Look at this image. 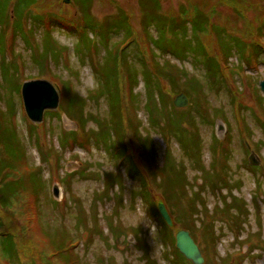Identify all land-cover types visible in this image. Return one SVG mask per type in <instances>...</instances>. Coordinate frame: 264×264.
Masks as SVG:
<instances>
[{"label": "rangeland", "instance_id": "obj_1", "mask_svg": "<svg viewBox=\"0 0 264 264\" xmlns=\"http://www.w3.org/2000/svg\"><path fill=\"white\" fill-rule=\"evenodd\" d=\"M146 1L152 5V0ZM140 2L91 0L88 12L93 20L101 23L110 17L126 16L133 38L130 36L129 40L123 41L122 33H111L103 42L101 38H94L96 33L92 31L93 35L89 33L88 37L96 39L97 51L91 53L90 58L84 47L78 52L74 50L77 35L57 26L52 30V41L65 48V54L57 62L50 59L48 67L42 69L33 64L30 57L33 45L37 50L43 49L41 29L33 32L31 47L19 36L12 40L13 44L9 43L7 34L2 44L0 38V137L2 131H14L23 149L24 165L39 166L41 180L36 197L24 193L11 211H0L4 229L10 232L16 246L18 263L45 264L47 257L51 264H61L52 256L50 243V240L54 241L55 232L60 230L73 237L69 243L81 261L77 264H175L173 238L176 231L184 228L182 224H187L197 233L195 241L207 264H264V170L247 163L250 150L245 147L246 142L264 166V128L261 126V120L264 122V95L258 88V81L264 79V0H158L163 18L177 17L182 11L187 17L193 11L208 17L215 33L203 34L199 40L204 47L203 55L214 59L222 72L213 86L207 79L208 68L203 59L197 63L188 56L179 61L159 49L155 50L156 53L151 52L158 66L175 67L185 74L183 78H177L178 89L192 87L186 80L195 81L201 89L197 97L189 99L186 107L170 108L175 94L169 92L164 81H159V88L168 92L164 96L152 90L153 99L159 100L155 108L159 115L149 111L143 87L146 77L142 75L143 71H156L154 63L153 66L148 62L151 59L148 38H156L157 33L151 28L145 31L148 36L144 34L141 26L144 5L142 7ZM76 5L72 0L68 3L41 0L34 10L40 15L51 12L66 18L67 22L76 23L82 19L81 8ZM187 37H190L189 33ZM226 38L240 41L243 56ZM122 41V56L137 80L132 85L136 93L134 106L127 102L124 69L122 83L117 84L121 99V128L125 127L123 124L127 118L138 132L136 136L131 130L123 129L121 135L126 137L130 147L125 139L121 143L122 136H115L109 143L90 140L92 132L112 126L113 117L118 120L119 103L110 113L112 100L102 89L98 90L103 86L94 76L93 69L95 65L105 63L114 43ZM218 41L229 47L222 52ZM252 47L260 51L256 56L251 54ZM4 64H7L6 69H3ZM45 69L48 70L43 73ZM117 75L120 76L116 71ZM38 78L57 85L67 83L70 90L84 99L82 114L85 129L89 132L87 138L80 133L79 125L61 113L51 114L47 110L40 124H34L26 117L20 85L24 80ZM108 84L107 90L114 91V83L109 80ZM8 106L11 107L10 113ZM58 111L62 112L59 107ZM148 114L158 116L159 122H167L170 118L168 127L171 129L166 136L158 126L148 124ZM189 124L192 128L188 127ZM185 129L195 132L187 133ZM71 130L77 134L63 140V131ZM216 138L221 139L219 149H216ZM39 141L42 152L48 149L57 151V159H43ZM5 143L9 142L5 139ZM142 143H146V149L157 165L170 164L178 174L182 171V178H179L183 180L185 192L195 198L189 212L186 199L178 204L179 196L174 195L176 201L170 207L166 206L173 233L164 225L162 231L167 234L164 238L157 232L158 224L151 213L153 210H150L151 202L152 207L154 202L164 203L156 191L157 183L151 181L149 173L153 170L146 169V166H153L152 162L144 163L140 158ZM119 146L123 149L121 155L115 150ZM11 147L9 143V152ZM218 159L223 162V179ZM22 171L25 173V168ZM138 175L151 188L150 204L142 193V180ZM216 177L220 181H215ZM55 182L63 191V198L58 203L52 197ZM141 207L147 209L148 219L139 223L137 214ZM225 213L227 215H221ZM228 215L237 218L231 220ZM160 225L159 222V228ZM208 225L214 237L212 242L201 241L200 234L207 233ZM0 264L17 262L15 258L7 260L0 255Z\"/></svg>", "mask_w": 264, "mask_h": 264}, {"label": "trees", "instance_id": "obj_2", "mask_svg": "<svg viewBox=\"0 0 264 264\" xmlns=\"http://www.w3.org/2000/svg\"><path fill=\"white\" fill-rule=\"evenodd\" d=\"M41 0H0V38H1V44L3 42L4 35L7 34L9 43L12 42L13 39L16 37H21L26 44H28L29 47H31V44L33 41L31 40V36L34 33H37L39 29H41V39L43 44L42 50H37L35 45H33V48L31 47L30 57L33 62L38 68H46L48 67V61L52 59L53 62H57L58 58H63V55L65 54V48H62L60 46H57L54 40L52 41L51 33L55 26L60 27L66 31L69 30L70 33L77 35V41L73 45L74 50L78 52L81 51V47H84L83 50L88 51V57L90 58L91 53H95L97 50L95 45L94 38H101L103 42H106L107 38L109 37V34H123V41L129 40V37L133 35L130 31L129 27V20L126 16H119L117 19L114 17H110L108 19L102 20L101 23H97V21L93 20V18L90 16L89 7L91 0H72V3L79 5L81 8V14L82 19L76 23L74 22H67L66 18L62 16L55 15L51 12H48L46 14H37L35 12V7L38 6L39 2ZM140 4H142L143 9H141L142 18H141V26L144 34L146 36L149 29L154 28V30L157 33V37L154 39L148 38L149 40V48L148 51L151 55L150 61L146 59L150 64L153 65L154 63V69L156 71H153V73H150L148 71H143L142 75L146 78H144V91L147 93V102H149V111L153 113L155 112V108L158 103L157 100L153 99L152 90H154L158 94H163L164 96L167 95L168 92H163L159 88V81H164L169 89V92L174 95L177 93H183L187 96L188 99H193L192 97H197L201 93V89L199 85H196L195 81L193 80H186V82H190L192 87L190 85L189 89L182 90L177 88V78H183V75H185L181 69H177L175 67H170L166 65L158 66L157 63L154 61L152 56L154 57V54H151V52L156 53L155 50H161L162 53H167L168 55L174 57L175 59L179 61H184L188 58V56H191L197 63H201V59H203V62H205L208 70L206 73L207 79L209 81V84L215 85L217 80L216 78L220 76L219 66L214 61V59H209L206 57V55H203L204 47L200 43V36L203 34H207L208 32H214V26L210 24L208 17H204L201 14L197 13L196 11L192 12V15L190 17H187V13L181 12L178 14L177 17H170V18H163L161 16V13L159 12L158 8V0H152V5L150 6L146 0H141ZM76 5V6H77ZM94 31L96 34L93 35ZM91 33L93 35V39L88 37V34ZM129 33V34H128ZM189 33L190 37H187V34ZM217 37H220L219 35ZM105 40V41H104ZM220 40H222L220 38ZM219 40V41H220ZM227 42L230 43L232 46H234L238 53L243 56L244 49H242V46L240 44V41L236 39L226 38ZM120 43H114L112 45V53L108 52L107 59L105 60V63H102L103 65L96 66L93 69L94 76L97 77L99 80L101 86L99 89H102L105 94H108V99L112 100L111 106H110V113H113V108L116 105V103H119V106L117 107V115L118 120L113 117V125L108 127H100L99 130H95L92 132V137L90 140L96 141V142H107L109 143L112 139L114 140V137L120 138L122 136L123 129L131 130V133L134 135H138L137 129L134 127V125H131L130 119L125 118L124 120V126L123 129L121 128V122L119 121V110H120V104L121 99L119 96V90L117 88L118 82L122 83V69L125 71L124 78L126 79V84L128 87V94H127V102L130 106L135 105V98L136 93L133 92L132 85L137 82L133 71H130L128 68V64L126 63L125 56H122V50L123 45ZM134 41V39H133ZM218 41V42H219ZM220 46L221 51L223 52V49L229 46H226L223 42L218 43ZM3 46V45H2ZM4 48V47H3ZM10 48V44H9ZM120 48V51H118ZM41 49V48H40ZM255 47H252V53L254 56H256L260 51L256 50ZM4 52V49H3ZM81 54V53H80ZM105 58V57H104ZM247 58V56H246ZM36 62L38 64H36ZM3 69L7 68V64L2 65ZM105 69H104V68ZM48 69H45L43 73H46ZM116 71L120 76H116ZM182 74H181V73ZM120 77V78H119ZM117 79V80H116ZM58 80V78H57ZM112 81L115 85L114 91L107 90V87L109 86L108 81ZM182 81V79H180ZM58 83V82H57ZM58 83L59 88L61 90V101L59 109L62 112L56 111L51 112V114H64L67 118L70 120H73L77 125H79L80 133L87 138L88 130L85 129V121L83 118V108L84 105V99H82L74 90H70L67 83ZM106 84V86H105ZM19 90V89H18ZM105 94L103 96H105ZM157 97V96H155ZM147 105V104H146ZM173 106V105H172ZM170 108H174L170 107ZM264 111V109H262ZM7 111L11 112V107L8 106ZM198 111V110H197ZM158 114V113H157ZM159 115V114H158ZM114 116V114H113ZM148 124L150 126L155 125L158 126L160 131L165 134H168V131L171 129L168 127V124L170 122V118H167V122H159L158 116L154 114H148ZM201 116V114H200ZM264 120V118H263ZM5 121V119H4ZM185 124V123H183ZM32 126V125H31ZM261 126L264 128V122L261 120ZM33 127V126H32ZM78 127V126H77ZM188 127L192 128V124H189ZM4 129L6 127L4 126ZM33 129V128H32ZM85 129V130H84ZM187 133H193L194 130L191 129H185ZM63 140H66L67 138L74 137L77 134V131H63ZM2 136L0 137V211L3 213L6 212V210H10L14 207V203L16 204L17 200H20V198L23 196L24 193H30L34 197L37 196V194L40 191L41 187V180L38 175L40 172L39 166H28L24 165V153L23 149L20 145V142L15 137L14 131L11 129L10 131L4 132L2 131ZM91 134V133H90ZM89 134V135H90ZM82 136V137H83ZM105 138L103 141L102 139ZM5 139L12 145L11 151H8L7 145L9 143H5ZM124 139L127 144L126 137L124 138L122 136L121 143L123 144ZM68 139L67 141H69ZM89 140V143L91 142ZM86 141V140H85ZM38 144V148L41 151V157L43 159H47V161H50L51 159L55 158L57 159V154L55 152H52L51 150H47L45 152H42L41 145ZM219 142L217 141V147L216 149H219ZM143 149L140 153L141 160L144 161V163L152 162L153 168L150 166H146L147 169L153 170V172H150L149 175L151 176V181H154V183H157L156 191L158 192L160 199H162V202L164 203L165 207L172 205L174 201H176L175 196L178 197V204H180V201L182 199H186V209L187 211H192V202L195 200L193 194L187 195L184 189L183 180L179 178V176L182 178V171H180V174H178L177 170L175 168H172L168 164L167 166H159L157 165L152 158V155L149 154V151L146 149V143H142ZM114 150V149H113ZM119 152V155L123 153L122 146H119L115 148ZM218 163H221V173H222V179L224 177V167L222 159L217 160ZM25 168L26 172L24 173L22 169ZM133 171L136 172V170L133 168ZM263 171V170H262ZM14 174V176H13ZM138 177L142 180V193L145 196V200L151 201L152 199V192L151 188L146 186L144 184V178L138 175ZM215 181H220L218 178H215ZM203 181H201L202 184ZM199 186H201L199 184ZM57 203V202H56ZM150 204V202H148ZM151 213L154 215V218L156 219V223L158 224L157 232L163 236V238L167 235L163 233L164 225H167L162 218L160 217V214L157 209V204L154 202V206L152 207L151 202ZM185 214H182L183 217ZM221 215H227L221 214ZM228 217H230L228 215ZM237 218L236 215H232L229 219L233 220ZM159 222H160V228H159ZM184 226L183 229L189 230L190 235L193 239H196L197 233H194L193 227L182 224ZM168 226V225H167ZM117 227H112V229H116ZM119 228V227H118ZM169 231L172 232V228L168 226ZM203 229V227H202ZM207 233H199L201 236V241L204 242H212L214 237L212 236L211 230L206 229ZM173 233V232H172ZM171 233V234H172ZM56 236H54L52 239L54 241L51 242V249L53 250L52 256L55 258L57 257L61 264H77L79 261V258L77 257V254L73 253V249H70L72 247L70 240H73V237H71L68 234L61 233L60 230L58 232H55ZM170 234V235H171ZM214 234V233H213ZM64 237H68L67 240L63 241L62 239ZM170 237V236H169ZM174 240V238H173ZM56 243H59V246L56 247ZM175 256H176V262L175 264H191L189 261H187L176 249L175 247ZM0 255L4 259L11 260L15 258L17 264H19V256L18 252L16 250V246L12 240V235L9 231L4 229V223L3 219L0 217ZM45 258V257H44ZM45 264H51L50 260L46 257ZM207 264V260H205V263Z\"/></svg>", "mask_w": 264, "mask_h": 264}, {"label": "water", "instance_id": "obj_3", "mask_svg": "<svg viewBox=\"0 0 264 264\" xmlns=\"http://www.w3.org/2000/svg\"><path fill=\"white\" fill-rule=\"evenodd\" d=\"M68 3V0H64ZM260 91L264 95V80L258 82ZM21 100L24 112L27 118L34 124L42 122L43 113L46 110L55 111L59 104V96L55 87L47 80L34 79L26 80L22 83L20 88ZM172 104L177 108H183L188 105V99L182 93L175 95L172 99ZM221 130V126L219 127ZM250 165H259L258 156L251 152L248 156ZM52 194L55 199L59 198V190L56 185L52 187ZM158 211L161 218L167 225H171V219L163 204H158ZM175 247L176 249L192 264H203V258L200 251L188 231L179 230L175 233Z\"/></svg>", "mask_w": 264, "mask_h": 264}, {"label": "clouds", "instance_id": "obj_4", "mask_svg": "<svg viewBox=\"0 0 264 264\" xmlns=\"http://www.w3.org/2000/svg\"><path fill=\"white\" fill-rule=\"evenodd\" d=\"M137 219L139 223H142L148 219L146 208L141 207V209L139 210L137 214ZM149 227L153 229L154 225H149Z\"/></svg>", "mask_w": 264, "mask_h": 264}]
</instances>
